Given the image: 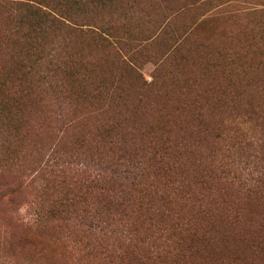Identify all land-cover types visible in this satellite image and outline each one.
I'll return each mask as SVG.
<instances>
[{
	"label": "rangeland",
	"instance_id": "374dc122",
	"mask_svg": "<svg viewBox=\"0 0 264 264\" xmlns=\"http://www.w3.org/2000/svg\"><path fill=\"white\" fill-rule=\"evenodd\" d=\"M0 104V129L32 124L4 180L29 182L67 125L75 161L148 165L170 209L119 215L143 256L115 264H264V192L223 179L264 147V0H0ZM28 207L0 212V264H80L89 238L22 226Z\"/></svg>",
	"mask_w": 264,
	"mask_h": 264
},
{
	"label": "trees",
	"instance_id": "16d2710c",
	"mask_svg": "<svg viewBox=\"0 0 264 264\" xmlns=\"http://www.w3.org/2000/svg\"><path fill=\"white\" fill-rule=\"evenodd\" d=\"M0 112L3 113V111ZM14 118L18 122L3 125L0 129L3 130L0 131V161L6 162L5 165L8 167H11V160L14 158L17 157V161L20 159L19 156L23 158L21 154L12 155L10 148L12 140L9 137L15 136V142L19 141L16 145H23L27 127L32 125L28 117L23 123L18 120V116ZM63 127L61 126L58 130L60 139L49 144L45 151V159L38 164L34 176L28 178L30 181L37 179V186H33L32 191L28 189L30 181H26L27 179L4 180L7 178L5 170L0 171V181H3L0 182V212L9 216L12 212L28 205L31 215L28 222L30 224L20 222L22 226L38 229L57 220L61 222L60 225L73 229L83 238H89V243L81 247L83 253L79 258L80 264H115L116 261L111 258V252L115 253L116 257L127 260L128 263L133 262L135 257L143 256L134 249L133 252L131 251V247L140 245L138 244L139 236H136L139 233L126 231L125 223L129 221L118 216L128 215L137 210L138 213L143 211L150 213L149 218L153 214L164 213L170 209H162L159 205V200H163L162 194L165 191L149 183L145 174L148 165L145 167V162L116 163L115 166L114 163H109V160L91 158L89 164L85 163L88 161L87 157L83 162L73 160L72 155L70 157L67 155L68 151L57 148L63 138V132L69 128V125L65 126V129ZM12 130H15V135L12 134ZM32 142L41 144L42 140ZM253 155L254 159L250 161L252 166L246 168V170L250 169L245 176L235 175L237 170L239 171L241 160L238 162L233 160L231 166H236L234 174H227L223 179L225 178L229 184L241 182L245 185V189L250 186L247 190L251 193L264 192V147L254 149ZM116 184H118L117 187L114 186ZM134 226L137 225L134 224ZM166 230L165 228L164 232ZM116 244L119 247L118 250L114 247ZM87 246L90 248L89 251ZM126 249L131 251L130 255L124 254ZM155 257L157 255L153 253L144 256L151 262Z\"/></svg>",
	"mask_w": 264,
	"mask_h": 264
}]
</instances>
